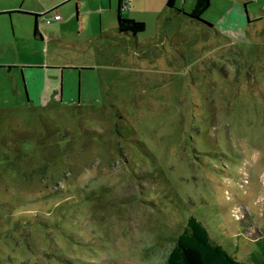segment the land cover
Wrapping results in <instances>:
<instances>
[{
  "label": "rangeland",
  "instance_id": "rangeland-1",
  "mask_svg": "<svg viewBox=\"0 0 264 264\" xmlns=\"http://www.w3.org/2000/svg\"><path fill=\"white\" fill-rule=\"evenodd\" d=\"M194 1L0 0V264H264V0Z\"/></svg>",
  "mask_w": 264,
  "mask_h": 264
},
{
  "label": "trees",
  "instance_id": "trees-1",
  "mask_svg": "<svg viewBox=\"0 0 264 264\" xmlns=\"http://www.w3.org/2000/svg\"><path fill=\"white\" fill-rule=\"evenodd\" d=\"M125 0H119L117 27L119 33L135 35L144 31L146 23L135 18H124L121 15ZM177 0H167L169 8L180 10ZM210 0H195L191 10L186 13L195 20L204 21L202 16L208 9ZM181 11V10H180ZM50 10L43 14L49 13ZM36 14V16H43ZM205 22V21H204ZM207 23V22H205ZM208 24V23H207ZM211 26V25H210ZM9 69L11 65L7 66ZM257 240H260L258 238ZM164 264H251L237 259L222 244L211 237L209 229L196 216L191 215L183 231L179 234Z\"/></svg>",
  "mask_w": 264,
  "mask_h": 264
},
{
  "label": "built area",
  "instance_id": "built-area-1",
  "mask_svg": "<svg viewBox=\"0 0 264 264\" xmlns=\"http://www.w3.org/2000/svg\"><path fill=\"white\" fill-rule=\"evenodd\" d=\"M45 13V12H44ZM43 14V13H42ZM43 17L45 19V22L47 24H50L52 23L53 21L55 20H60L62 19V15L60 12H49V13H46V14H43Z\"/></svg>",
  "mask_w": 264,
  "mask_h": 264
},
{
  "label": "crops",
  "instance_id": "crops-1",
  "mask_svg": "<svg viewBox=\"0 0 264 264\" xmlns=\"http://www.w3.org/2000/svg\"><path fill=\"white\" fill-rule=\"evenodd\" d=\"M167 1V0H166ZM195 2V1H194ZM177 4V3H176ZM117 6H119V0H118V5ZM193 6V5H192ZM58 8L57 7H55V8H52L51 9V12L53 13V12H59L58 10H57ZM172 9V8H171ZM176 10V9H175ZM9 12H13V11H9ZM62 15V14H61ZM117 15H118V11H117ZM38 17V16H37ZM55 21H57V20H55ZM54 22V21H53ZM36 32L39 34V36L42 38V34L41 33H39V31H38V29H36ZM37 33L35 34V36L37 35ZM12 66V65H11ZM25 66L24 65H22L21 66V68H24ZM30 99V98H29Z\"/></svg>",
  "mask_w": 264,
  "mask_h": 264
},
{
  "label": "water",
  "instance_id": "water-1",
  "mask_svg": "<svg viewBox=\"0 0 264 264\" xmlns=\"http://www.w3.org/2000/svg\"><path fill=\"white\" fill-rule=\"evenodd\" d=\"M50 12H51V10H50ZM26 88H27V87H26ZM27 91H28V90H27V89H25V92H26V93H27ZM27 97L29 98V95H28V94H27Z\"/></svg>",
  "mask_w": 264,
  "mask_h": 264
}]
</instances>
